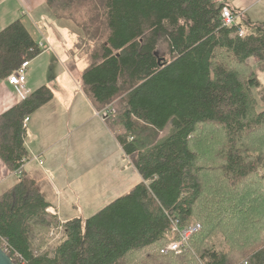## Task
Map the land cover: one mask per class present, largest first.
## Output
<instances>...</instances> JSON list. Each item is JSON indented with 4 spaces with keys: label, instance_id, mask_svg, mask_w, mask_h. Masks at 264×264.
Here are the masks:
<instances>
[{
    "label": "trees",
    "instance_id": "trees-1",
    "mask_svg": "<svg viewBox=\"0 0 264 264\" xmlns=\"http://www.w3.org/2000/svg\"><path fill=\"white\" fill-rule=\"evenodd\" d=\"M57 3L85 13L79 20ZM47 5L57 18L82 27L79 45L88 47L90 59L83 89L96 110L105 112L141 180L95 214L65 222L66 237L52 252L33 228L45 229L43 234L61 219L49 214L50 202L23 173L0 194V235L23 255V264H135L157 246L160 255L175 256L161 252L178 238L174 222L201 224L191 246L203 229L201 222H191L204 192L191 142L198 128L212 124L225 133V169L236 179L262 162L240 154L237 143L245 132L264 127V87L249 63L254 56L264 66V21H252L229 4L239 20L227 26L224 3L217 0H48ZM41 52L22 19L14 21L0 31V77ZM53 96L50 87H40L0 116V157L11 171L28 158L25 117ZM116 101L119 109L111 113ZM202 257L205 264L231 260L215 249ZM242 264H264V246Z\"/></svg>",
    "mask_w": 264,
    "mask_h": 264
},
{
    "label": "rangeland",
    "instance_id": "rangeland-1",
    "mask_svg": "<svg viewBox=\"0 0 264 264\" xmlns=\"http://www.w3.org/2000/svg\"><path fill=\"white\" fill-rule=\"evenodd\" d=\"M57 7L68 8L65 13L69 12L79 20V15L85 13L80 6L67 7L65 4L57 3ZM49 10L55 18L56 15L50 8ZM262 13L263 10H259L258 14ZM81 33L82 39L84 32ZM42 40L39 42L41 43ZM44 44L46 46L40 47L41 49L52 50L47 40ZM249 63L256 70V75L264 87V66L259 67V61L254 56L249 58ZM114 107L111 113L118 111L117 101ZM94 116L96 112H93L86 127L80 132H74L71 137L72 142L77 143V157L82 164L80 170L85 169L83 167L85 162L89 165L86 167L87 174L81 179L78 180L74 175L76 190H67V186H62L64 191L62 201L59 202L60 215L55 209L49 211V214L60 217V224L47 228L43 234L40 232L45 229L33 228V234L42 238L45 242L44 246L52 252L66 237L64 223L69 221V218H87L95 214L116 198L129 193L141 180L132 158L120 149L113 131L104 125L103 114L96 117L101 119L106 129L99 135L95 133L99 130V121L94 119ZM210 125L212 124L200 126L191 139L192 147L199 157L200 178L204 185L203 195L198 201L196 214L191 222H201L202 231L194 238L192 246L189 244V239L182 251L162 252L170 242L161 250L162 253L172 252L170 255L175 256L160 255L157 246L145 251L135 264H205L202 257L204 252L213 249L226 252L231 259L230 264H242L244 260H248L253 251L264 246V127L247 131L239 138L237 143L239 153L250 156L251 161L257 160L260 156L262 162L247 177L236 179L225 169L228 139L220 128L216 130L210 128ZM62 152L57 149L61 157ZM104 153L107 155L105 156ZM101 157L102 161H100ZM118 163L126 169L120 179ZM85 179L93 183L86 184ZM51 201L57 205L54 199L51 198ZM173 233L176 232L173 230Z\"/></svg>",
    "mask_w": 264,
    "mask_h": 264
},
{
    "label": "crops",
    "instance_id": "crops-1",
    "mask_svg": "<svg viewBox=\"0 0 264 264\" xmlns=\"http://www.w3.org/2000/svg\"><path fill=\"white\" fill-rule=\"evenodd\" d=\"M47 2L48 0H0V31L14 21L22 19L38 44L43 39L42 42L47 40L52 46L51 51L42 50L37 57L30 60L27 70V88L30 93L48 86L54 96L48 103L28 115L24 140L30 160L24 166V174L36 181L37 187L50 202V208L58 211L57 214L60 215L59 202L62 201L64 191L62 186H67V190H76L74 175L78 180L81 179L87 174L86 167L89 165L85 162V169L80 170L82 164L77 157V143H73L71 137L74 132H80L86 127L93 112H96L97 117L101 113L96 110L82 86V76L90 62L86 49L88 47L85 44L79 45L83 29L73 20L54 18ZM227 2L236 10L245 13L252 21H264L263 0ZM261 9L263 13L258 14ZM21 101L23 98L15 86L8 83L7 77H0V116ZM96 116L93 118L99 121V130L95 133L99 135L105 131V126L110 128L105 120L103 126L101 119ZM114 136L116 137L115 134ZM57 149L63 151L62 157L57 153ZM35 157L41 159L43 164ZM118 164L120 179L126 169ZM9 171L0 157V194L19 180V176L10 174ZM85 180L86 184L93 183Z\"/></svg>",
    "mask_w": 264,
    "mask_h": 264
},
{
    "label": "built area",
    "instance_id": "built-area-1",
    "mask_svg": "<svg viewBox=\"0 0 264 264\" xmlns=\"http://www.w3.org/2000/svg\"><path fill=\"white\" fill-rule=\"evenodd\" d=\"M220 3H224L223 10H222V19L225 25L232 26L238 24L239 19V13L235 14L231 7L229 6L227 0H217ZM241 13V12H240ZM239 35H244V30L242 28L239 29ZM45 42L39 43L40 47H45ZM41 49V48H40ZM43 50V49H41ZM30 65V61H24L14 72H12L8 77L7 81L10 85L15 86V88L18 90L20 96L25 99L29 96L30 90L27 88V70ZM101 114L105 115L104 113L100 112ZM29 121V117L26 116L24 119V126H26V122ZM35 159L39 160L40 164H43V161L39 159L38 157H35ZM29 158H24L23 161L20 163L19 167L14 171H9L10 174L21 176L24 173V166L29 161ZM50 207L47 209V211H50ZM201 228V225L199 223L193 224L188 227H180L179 222L176 221L173 224V230L178 234V238L171 241L170 244L162 250V252L167 251H175L179 252L182 251V249L187 245L188 240L191 238L193 234H195L197 231H199ZM0 246L3 248V250L8 253L13 259H17L20 261V264H23L26 262L23 255H21L18 251L13 249L9 242L0 235ZM19 263V262H18Z\"/></svg>",
    "mask_w": 264,
    "mask_h": 264
},
{
    "label": "water",
    "instance_id": "water-1",
    "mask_svg": "<svg viewBox=\"0 0 264 264\" xmlns=\"http://www.w3.org/2000/svg\"><path fill=\"white\" fill-rule=\"evenodd\" d=\"M0 264H19L0 246Z\"/></svg>",
    "mask_w": 264,
    "mask_h": 264
}]
</instances>
